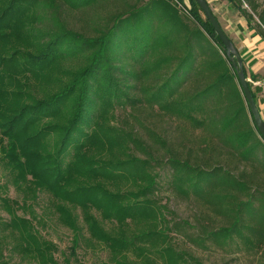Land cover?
<instances>
[{
  "label": "trees",
  "instance_id": "16d2710c",
  "mask_svg": "<svg viewBox=\"0 0 264 264\" xmlns=\"http://www.w3.org/2000/svg\"><path fill=\"white\" fill-rule=\"evenodd\" d=\"M228 1L257 14L255 0ZM189 3L0 0V163L28 188L20 201L0 180V264H74L90 244L105 264H202L176 235L264 264V137L221 38ZM163 189L196 204L193 221ZM40 193L72 232L59 257L32 208Z\"/></svg>",
  "mask_w": 264,
  "mask_h": 264
},
{
  "label": "rangeland",
  "instance_id": "374dc122",
  "mask_svg": "<svg viewBox=\"0 0 264 264\" xmlns=\"http://www.w3.org/2000/svg\"><path fill=\"white\" fill-rule=\"evenodd\" d=\"M148 1V0H145ZM255 3L257 4V14L252 10L251 6L244 2L243 8L247 10L250 14L253 15L252 21L258 28H263L264 26L260 25V21L258 18V14L262 11H264V0H255ZM211 4L214 5V1L211 0ZM185 6L187 9H189L190 3L189 0H185ZM110 7L107 6L106 11H109ZM179 9L181 10L182 14L187 16L188 12L185 10V7L183 5L179 4ZM103 10H99V12H102ZM104 10V12H106ZM219 16L222 15L221 11H217ZM88 16H93L89 15ZM97 16V15H96ZM154 16V15H153ZM180 19L184 20V16H179ZM84 22L81 20L78 22L79 25L82 26ZM120 61H124L127 64V69L135 70L136 72H139L140 66L138 63L130 61V58H122L119 57ZM118 60V58L116 59ZM128 81V80H127ZM134 83V79H131ZM137 85L140 83L137 82ZM131 93H134L136 96H141L142 92L140 90H131ZM131 105L127 106V109L119 108L118 112L119 115H124L125 112H130L132 109ZM160 129H165L166 124L161 122L158 124ZM0 180L2 183H4V186L2 188V193L4 195H7L11 198H16L17 200H22L25 198V193L27 192L28 188L24 190H19L16 186V181L9 175V170L4 168L2 164L0 163ZM40 200L38 204L33 205V209L36 210L39 214L43 215L44 223L38 225L40 231L42 234L49 240H52L56 243L59 247V252H57V256H61L60 251H66L69 252V245L71 241L72 232L67 228L64 224H62L58 218L57 215L53 212L52 209H49V202H48V196L47 194L40 193ZM161 197L164 202H168L172 209L176 211L175 217L177 218H183V219H189L190 221H193L195 218V214L197 213L196 204L192 201H189L186 198L181 197H175L171 191L164 190L161 192ZM28 212H24L23 210H19V214L23 215L26 213H29L30 209H24ZM44 212H42V211ZM76 215L78 213L76 212ZM0 217L3 220L9 219V213L5 209L0 210ZM80 220V218H79ZM84 224V222L81 220L80 225ZM1 229V228H0ZM1 232V231H0ZM5 232H2L0 235V239L2 238V235H4ZM175 234V233H174ZM86 235L88 236V232H86ZM176 243L186 250H188L190 253L194 254L201 262L202 264H260V259L258 258V255L255 254H246L239 252L234 249L230 248H220L215 245H210L209 247L205 246H197L196 244L191 243L188 240H185V238L181 235H176ZM6 254H10L9 250H5ZM108 251L102 247V245H81L78 249V255L80 258L79 262H74V264H105V262L108 261ZM15 260L18 259V256H15ZM160 264L161 261H160Z\"/></svg>",
  "mask_w": 264,
  "mask_h": 264
},
{
  "label": "crops",
  "instance_id": "0c3cea01",
  "mask_svg": "<svg viewBox=\"0 0 264 264\" xmlns=\"http://www.w3.org/2000/svg\"><path fill=\"white\" fill-rule=\"evenodd\" d=\"M208 0L228 36L236 44L243 59L247 79L257 91L260 112L264 119V35L241 9L228 0ZM217 11H221L219 16Z\"/></svg>",
  "mask_w": 264,
  "mask_h": 264
},
{
  "label": "water",
  "instance_id": "95a60500",
  "mask_svg": "<svg viewBox=\"0 0 264 264\" xmlns=\"http://www.w3.org/2000/svg\"><path fill=\"white\" fill-rule=\"evenodd\" d=\"M197 2L202 7L205 16L212 23L216 33L222 40L225 54L232 62L233 67L237 73L238 80L245 94L251 113L255 119L256 126L259 129L261 135L264 137V119L249 86L248 79L245 74L243 59L239 53V50L234 41L224 30L216 14L213 12L208 0H197Z\"/></svg>",
  "mask_w": 264,
  "mask_h": 264
}]
</instances>
